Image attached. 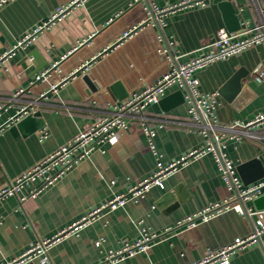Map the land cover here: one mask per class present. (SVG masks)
I'll return each instance as SVG.
<instances>
[{
    "label": "crops",
    "instance_id": "0c3cea01",
    "mask_svg": "<svg viewBox=\"0 0 264 264\" xmlns=\"http://www.w3.org/2000/svg\"><path fill=\"white\" fill-rule=\"evenodd\" d=\"M180 1L12 0L0 7V56L8 52L0 64V188L69 142L86 124L110 113L114 103L155 82L168 70V57L187 62L205 50L219 28H226L221 0L169 10L161 20L151 16L152 7ZM230 1L241 25L234 32L251 34L264 19V0ZM66 5L69 8L63 15L52 18L58 7ZM36 27L39 30L32 39L17 45ZM125 31L129 32L126 36ZM258 66H264V42L193 72L199 88L212 92L236 70L247 71L241 80L252 95L247 98L238 91L237 104L219 95L223 104L214 114L220 123L245 121L264 111V79L254 77ZM84 76L94 81L96 90H90ZM116 82L126 93L122 99L110 89ZM177 90L182 102L166 110L159 102L149 103L145 109L165 164L201 146L205 139L188 114L186 90L172 86L164 96ZM21 108L39 112L44 125L35 131L26 126L12 128L28 114L18 113ZM127 121L116 139L103 142L54 182L45 184L44 177L38 176L16 194L0 198V264L151 174L156 156L148 149L138 120L127 117ZM42 131L44 138H40ZM224 151L236 166L254 157L264 166V145L246 136L240 140L227 136ZM35 189L36 194L30 196ZM226 196L216 163L206 153L170 173L162 188L152 186L143 201L130 200L104 210L60 237L49 248L50 264H99L106 249L132 242L142 231L158 233L167 227L172 229L164 238L113 264H190L206 249L248 234L249 221L234 208L191 228L178 225L185 216ZM246 205L253 206L251 201ZM98 239L102 240L99 246L95 244ZM31 264L44 263L35 260ZM228 264H264V235L236 250Z\"/></svg>",
    "mask_w": 264,
    "mask_h": 264
},
{
    "label": "built area",
    "instance_id": "2783aa9c",
    "mask_svg": "<svg viewBox=\"0 0 264 264\" xmlns=\"http://www.w3.org/2000/svg\"><path fill=\"white\" fill-rule=\"evenodd\" d=\"M12 0H0V7ZM211 0H182L174 5L159 8L152 7L151 16L155 20H161V16L169 11L184 7H203ZM69 8V5L58 7L52 18L61 16ZM40 27H43L40 26ZM39 27H36L22 37L17 45L26 44L33 38ZM129 32L125 31L124 36ZM264 42V19L262 18L251 34L240 36L239 33L228 31L226 28H219L215 35L205 44V50L199 55L191 58L187 62L177 63L174 56L168 57L169 68L155 82L145 86L138 91H132L122 101L114 103L110 113L97 118L86 124L69 142L59 146L52 154L45 159L34 164L15 178L9 180L0 188V198L6 195L16 194L19 188L36 177L42 176L45 184L54 182L59 175L70 168L75 162L87 158L92 151L101 146L107 140L116 139L118 134L127 128V117L138 120L141 130L146 136L147 147L156 156V166L150 175L136 181L127 189L108 200L99 204L96 208L88 212L77 222L62 228L51 237L38 238L18 255L4 261L2 264H31L39 260L44 264H50L49 248L60 237L73 231L78 225L93 219L98 213L123 206L127 201L141 202L145 199L146 192L152 186H164V179L172 172L179 169L192 159L210 153L216 163L220 177L227 191V196L221 202H214L202 210L185 216L178 225H186L191 228L197 223L206 221L217 215L221 211L234 208L244 216L250 225L247 235L236 237L231 242L215 248H208L203 255L190 264H228L230 256L238 249L244 248L252 241L264 235V208L256 209L254 206H247L246 201H251L264 193V177L248 184H244L236 170V164L226 155V137L240 140L242 137L251 138L264 145V111L258 112L252 118L242 121L234 120L229 123H220L214 114L216 108L223 104L218 91L204 92L199 88L198 78L193 76L196 69L205 67L212 61L226 59L242 50ZM8 52L0 56L1 60L6 58ZM255 79H264V66H258L255 70ZM40 76H37L38 79ZM177 86L186 90L185 99L188 107L187 111L194 122L196 129L204 136V143L179 156L176 160L167 164L161 160L155 142V129L148 122L145 109L149 103H156L165 95L166 91ZM53 88L54 85H51ZM45 95V94H41ZM1 108V105H0ZM33 110L21 108L18 113H29ZM160 126H163L161 123ZM258 127H262L258 129ZM46 137V132L40 133V138ZM56 171L50 173L52 168ZM38 189L30 190L29 195L34 196ZM24 197L21 199L23 200ZM252 215L256 219L251 218ZM171 227H167L161 232H141V236L132 241L126 242L123 246L113 249L109 248L103 252L102 260L99 264H113L137 252L145 251L152 242L164 238ZM102 240L98 239L95 244L99 246Z\"/></svg>",
    "mask_w": 264,
    "mask_h": 264
},
{
    "label": "water",
    "instance_id": "95a60500",
    "mask_svg": "<svg viewBox=\"0 0 264 264\" xmlns=\"http://www.w3.org/2000/svg\"><path fill=\"white\" fill-rule=\"evenodd\" d=\"M219 6L222 10L225 27L228 31H238L241 28L239 19L235 13L234 6L230 0H221ZM36 57V54L35 56ZM39 58V57H37ZM247 71L245 72L242 68L236 70L219 88L218 93L228 101H233L232 103L237 104L236 102V93L241 92L242 95L245 94L249 98L250 91L247 84H243L242 78L246 76ZM87 83L90 90L94 91L97 89V85L94 81H91L88 76L83 77ZM114 95L122 99L126 96L125 91H122L121 85L119 82H116L110 86ZM246 98V99H247ZM183 101V96L180 90L172 92L159 100V104L163 110L169 109L170 107L175 106L176 104ZM44 125L43 120L40 118L39 112L31 113L29 112L23 116L18 122L12 126V128L22 129L23 126L27 127L29 131H35ZM237 172L243 181L244 184L253 182L259 178L264 177V166L259 158H251L244 162L239 163L236 166ZM252 205L256 209L264 208V193L252 200Z\"/></svg>",
    "mask_w": 264,
    "mask_h": 264
}]
</instances>
